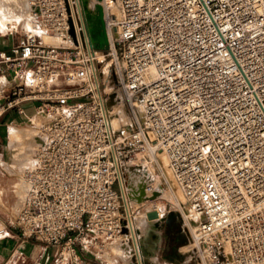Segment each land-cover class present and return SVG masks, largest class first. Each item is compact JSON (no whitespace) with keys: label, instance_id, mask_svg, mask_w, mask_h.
I'll use <instances>...</instances> for the list:
<instances>
[{"label":"built area","instance_id":"2783aa9c","mask_svg":"<svg viewBox=\"0 0 264 264\" xmlns=\"http://www.w3.org/2000/svg\"><path fill=\"white\" fill-rule=\"evenodd\" d=\"M33 4L40 34L0 51V119L45 123L21 237L54 264L117 243L138 263L126 173L142 164L160 172L146 202L161 178L182 195L192 264H264V0H103L106 49L74 0ZM57 34L69 45L42 42Z\"/></svg>","mask_w":264,"mask_h":264},{"label":"rangeland","instance_id":"374dc122","mask_svg":"<svg viewBox=\"0 0 264 264\" xmlns=\"http://www.w3.org/2000/svg\"><path fill=\"white\" fill-rule=\"evenodd\" d=\"M9 4L6 6L11 11L19 10V1L20 0H7ZM17 1V2H16ZM14 2V4H12ZM100 5L103 6V1L99 2ZM9 6V7H8ZM13 6V7H12ZM15 6V7H14ZM17 7V8H16ZM11 8V9H10ZM104 8V7H103ZM14 9V10H13ZM92 14V13H91ZM27 21L21 20L16 29L12 31H6V35L0 33V49H5L10 51V47L14 44H17L18 41L22 38L24 34L28 32V34H35L29 32L26 29ZM43 42V41H42ZM26 109L28 114L33 113V109L35 107L34 103H25L23 106ZM41 120V118H39ZM29 120L21 119L18 127L15 126V129L21 131L23 139L25 140L29 135V132L33 131L30 129L29 126H26ZM14 126V125H13ZM30 129L26 134L21 129ZM10 143V140H9ZM19 152V151H18ZM15 153V154H14ZM19 153L15 150L12 152L11 149H7V146L0 150V157L3 162H0V214L2 216L10 218L13 222L15 220L16 214L22 205V201L24 200V196L26 193L21 190L19 183L21 182L22 173L25 171L20 164L19 160ZM19 163V164H18ZM153 173L160 176V172L158 169L150 168ZM150 172V171H149ZM154 177V176H153ZM162 188L159 196L153 200L143 201L140 203L139 206L134 207L132 200L128 196L131 211H134V223L137 225V219L142 214H147L151 217H154V211L159 212L160 217H164L163 221L160 222V227L154 232L153 230L150 231L147 235H139V241L142 243L141 253L145 261L149 264H167L165 262L163 256V249L167 245H173L175 239H183L184 243L181 246L188 245L187 240H185V235L182 233V217L178 210L176 209L175 204L178 200H182L183 197L180 193H177L175 190L166 184L164 179L161 178ZM156 184V183H155ZM115 189H118V186H115ZM23 196V197H22ZM145 196V195H144ZM159 218V217H157ZM138 228V227H137ZM139 231V229H138ZM2 235H0L1 237ZM32 240V239H30ZM186 241V242H185ZM120 247L117 243L113 246L112 250L110 251V256H107L105 260H102L105 264H126L125 261L123 262V258L120 255L115 254V249ZM132 248V244H130V249ZM187 247L182 249L183 255V262L181 264H192L191 261V254L186 251ZM38 255L44 252V246L39 248ZM133 256L132 249L128 252ZM49 261L55 257V250L51 248L48 252ZM135 264L137 263L136 258L133 256ZM154 258L157 259V262H154ZM110 259V260H109ZM29 260H33L35 264H37V258L33 259L30 249L21 250L19 251L14 258L12 259L10 264H26ZM109 261V263H108ZM115 262V263H114ZM54 264V263H51Z\"/></svg>","mask_w":264,"mask_h":264},{"label":"bare ground","instance_id":"6f19581e","mask_svg":"<svg viewBox=\"0 0 264 264\" xmlns=\"http://www.w3.org/2000/svg\"><path fill=\"white\" fill-rule=\"evenodd\" d=\"M33 1L34 0H20L19 10L11 11L6 7L9 4V1L0 0V33L6 35V31H12L13 29L15 30L17 24L21 20L25 19L27 21L26 29L29 32L40 34V31L38 30L37 17L34 14L36 10ZM74 1H75L76 15L81 21L83 20L82 18H85V14L87 16H89L91 12L97 14L99 10L100 0H74ZM12 4H14V2ZM42 41L44 44H50L54 46L69 45V42L65 40L61 34L42 35ZM27 126H29L30 129H33V131L29 132V135L25 140L23 139L21 131L15 129V126L10 127L11 128L10 149L12 150V152H14L15 150L17 153H19L18 156L21 167L25 170L22 173L21 182L19 183V186L24 193H27L30 187V183L27 179V175L37 165V152L39 150V145H40L39 143L44 140L43 132L41 131V129L45 126V123L43 122V120H40L38 117H32V119L27 123ZM150 168L152 167L149 166L148 168H145L144 165L138 164L133 166L132 169L126 173L127 189L134 207L139 206L141 202L145 201L146 199L145 198L146 196H144L145 185L151 180L156 178L155 173H153V171H151ZM161 188L162 187L159 186V190H161ZM161 221L162 220L160 218V214L157 211H155L154 217H151L147 214H142L137 219V225L136 224L134 225V229H135V233L133 234L134 245L135 246L139 244L142 245V243L139 241V235H138L139 232H140V236L147 235L152 230L155 232L160 227L159 224ZM118 248L121 250L120 251L121 257L119 258H123L124 259L123 262L125 261L126 264H135L133 256H131V254L128 253L132 249V248L130 249L129 244L121 245ZM145 260L146 259H144L143 256H141V258L138 259V264H148L147 261ZM153 260L155 263L157 262L156 258H154Z\"/></svg>","mask_w":264,"mask_h":264},{"label":"crops","instance_id":"0c3cea01","mask_svg":"<svg viewBox=\"0 0 264 264\" xmlns=\"http://www.w3.org/2000/svg\"><path fill=\"white\" fill-rule=\"evenodd\" d=\"M1 50H5V49H0V51ZM21 119L23 118L19 116L15 111L9 112L8 114L4 115L2 119H0V150L7 146V149L9 151L10 149L9 140H10V130H11L10 127L13 125L18 127V124L20 123ZM21 130L26 134L30 129H21ZM1 159L3 158L0 157V162L2 163L3 161ZM3 163H7V162H3ZM23 202L24 200L22 201V205ZM22 205L18 210V213L16 214L15 220L13 222L10 220V218L2 216L0 214V231L1 230L10 231L12 235V237H2V236L0 237V264H10L14 256L19 251L26 249H30L33 259L37 258V264L54 263L55 257L52 260V262L49 261V257H48V252L51 248L47 250H45L44 248V252L38 255V252L40 251L39 248L42 247V244L35 240L23 239L20 235V231L16 229L15 222L22 208ZM160 218L163 221L164 217H160ZM185 240H187V238H185ZM183 243H184V238L180 240L175 239L173 245L170 246L167 245L165 249H163V256L167 264H181L183 262L184 253L182 252V249L185 247V246H181V244ZM117 249H115V254L121 255L120 253L121 250L119 248ZM188 250L189 247L187 246L186 251ZM110 254L111 253L109 252L107 256H110ZM84 258H85V264H105L102 260H98L90 255H85ZM26 264H35V263L33 262V260H29Z\"/></svg>","mask_w":264,"mask_h":264},{"label":"water","instance_id":"95a60500","mask_svg":"<svg viewBox=\"0 0 264 264\" xmlns=\"http://www.w3.org/2000/svg\"><path fill=\"white\" fill-rule=\"evenodd\" d=\"M101 1L102 0H100L99 2ZM91 13L89 16L85 14V18L92 46L95 48L106 49L108 47L109 41L104 18V8L99 4V10L97 14H95L94 12ZM158 196L159 193H156L150 199L153 200Z\"/></svg>","mask_w":264,"mask_h":264}]
</instances>
